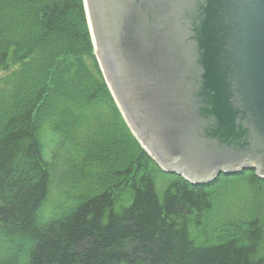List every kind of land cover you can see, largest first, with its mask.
Listing matches in <instances>:
<instances>
[{"label": "trees", "instance_id": "1", "mask_svg": "<svg viewBox=\"0 0 264 264\" xmlns=\"http://www.w3.org/2000/svg\"><path fill=\"white\" fill-rule=\"evenodd\" d=\"M0 264H264V178L164 173L112 97L83 0H0Z\"/></svg>", "mask_w": 264, "mask_h": 264}, {"label": "water", "instance_id": "2", "mask_svg": "<svg viewBox=\"0 0 264 264\" xmlns=\"http://www.w3.org/2000/svg\"><path fill=\"white\" fill-rule=\"evenodd\" d=\"M131 131L166 173L264 177V0H84Z\"/></svg>", "mask_w": 264, "mask_h": 264}, {"label": "rangeland", "instance_id": "3", "mask_svg": "<svg viewBox=\"0 0 264 264\" xmlns=\"http://www.w3.org/2000/svg\"><path fill=\"white\" fill-rule=\"evenodd\" d=\"M164 178L161 177L157 180V183H156V188H157V191L158 192H161L163 190V187L165 186L166 182H165V179L163 180ZM57 187H55V185H53L51 187V190H50V194L48 195V199H47V205H53L54 204V201L58 198L57 197ZM47 210V209H46ZM47 215V214H45Z\"/></svg>", "mask_w": 264, "mask_h": 264}, {"label": "bare ground", "instance_id": "4", "mask_svg": "<svg viewBox=\"0 0 264 264\" xmlns=\"http://www.w3.org/2000/svg\"><path fill=\"white\" fill-rule=\"evenodd\" d=\"M50 190H51V188H50Z\"/></svg>", "mask_w": 264, "mask_h": 264}]
</instances>
